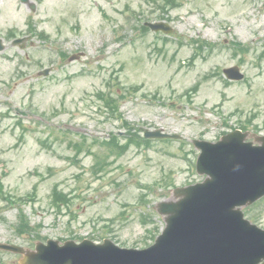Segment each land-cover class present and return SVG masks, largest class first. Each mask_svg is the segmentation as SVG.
I'll return each instance as SVG.
<instances>
[{"label":"rangeland","instance_id":"374dc122","mask_svg":"<svg viewBox=\"0 0 264 264\" xmlns=\"http://www.w3.org/2000/svg\"><path fill=\"white\" fill-rule=\"evenodd\" d=\"M31 1L34 10L22 0H0V35L13 28L31 36L25 50L9 42L0 52V113H10L0 117V181L10 198L26 197L36 187V199L23 209L31 225L41 227L17 237L12 225L18 208L0 196V241L110 238L119 246L143 248L148 224L140 214L157 211L175 186L203 179L192 162L198 154L190 150L194 138L217 141L252 114L256 118L247 125L260 130H248L264 134V0H179L166 13L170 19L158 17L154 0ZM29 17L31 30L47 38L29 33ZM156 20L167 21L174 33L140 29ZM191 38L215 42V49L191 59ZM235 41L250 51L235 54ZM78 52L86 55L70 61ZM236 64L244 81H227L223 69ZM44 68H51L45 77L39 74ZM196 83L198 90L188 96ZM108 85L114 92L127 90L120 111L136 128H162L183 139L154 140L148 148L112 155L109 167L97 174L89 153L74 161L70 138L100 141L125 133L94 98ZM154 183L151 193L144 190ZM55 185L71 198L60 211L51 202ZM143 192L150 203L141 200ZM259 204L264 215V201ZM154 220L164 227L162 216ZM258 224L264 227V216ZM0 264H19V257L0 251Z\"/></svg>","mask_w":264,"mask_h":264},{"label":"water","instance_id":"95a60500","mask_svg":"<svg viewBox=\"0 0 264 264\" xmlns=\"http://www.w3.org/2000/svg\"><path fill=\"white\" fill-rule=\"evenodd\" d=\"M28 1V0H24ZM154 31L173 29L167 23H147ZM73 59V58H72ZM47 72V71H46ZM229 79L244 77L239 66L225 68ZM145 130L146 137L177 134ZM248 133L234 131L217 143L195 139L201 150L197 170L209 174L202 183L177 188L175 199L158 204L167 226L154 246L138 250L119 248L109 239L94 244L57 241L39 244L23 264H257L264 259V230L245 218L242 205L264 196V135L246 142ZM24 252L23 248L0 244ZM264 264V263H263Z\"/></svg>","mask_w":264,"mask_h":264},{"label":"trees","instance_id":"16d2710c","mask_svg":"<svg viewBox=\"0 0 264 264\" xmlns=\"http://www.w3.org/2000/svg\"><path fill=\"white\" fill-rule=\"evenodd\" d=\"M161 5V8L164 10V11H166V9H168V8H170V7H176L178 4H177V2L175 1V0H164L163 1V3H161L160 4ZM143 28H145V27H143ZM194 43H196L197 44V48L198 49H200L199 51H197V53H201L202 52V50L204 49L203 47H204V45H206V46H208L209 48H211L212 47V44H210V43H208V42H206V41H203V40H192ZM239 48H241L240 50H243V51H247V49L248 48H245L244 49V47L243 46H241L239 43H237L236 44ZM109 99L107 100V103H106V105L107 106H112V105H114V103H113V101H112V99L110 100V98L111 97H108ZM117 106L115 105V108H116ZM132 136H137V134H132ZM128 138V143H127V145H124V146H122V145H120V143L119 142H117L116 144V146H117V148L118 149H121V150H123V149H126L128 146H129V144L130 143H135L136 145H140L141 144V142L140 141H137L136 140V138ZM143 141L145 142V144L146 145H148L149 144V142L150 141H147V140H144L143 139ZM58 196V195H57ZM65 197V196H64ZM66 200H67V198H66ZM257 215H254L253 216V220L255 219V220H257ZM22 222L23 223H25V224H27L26 223V221L24 220V219H22ZM156 228V227H155ZM154 228V229H155ZM149 231V234L150 235H153V234H156V229L155 230H148Z\"/></svg>","mask_w":264,"mask_h":264}]
</instances>
